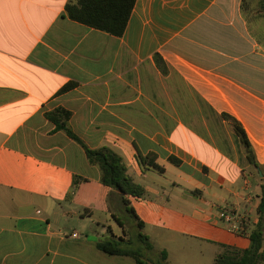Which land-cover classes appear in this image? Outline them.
<instances>
[{
	"label": "crops",
	"instance_id": "obj_1",
	"mask_svg": "<svg viewBox=\"0 0 264 264\" xmlns=\"http://www.w3.org/2000/svg\"><path fill=\"white\" fill-rule=\"evenodd\" d=\"M69 1L0 0V264H137L97 247L124 236L114 214L127 209L83 145L48 118L60 106L89 147L116 150L144 185L131 206L169 264H210L200 258L208 249L216 264L223 244L248 247L264 175V43L255 32L264 34V0H137L121 36L70 18ZM223 113L241 122L259 166ZM151 152L163 170L140 162ZM76 176L95 184L74 192ZM80 188L84 212L74 205ZM96 211L91 229L69 228L74 214L94 222ZM160 237L178 244L159 247Z\"/></svg>",
	"mask_w": 264,
	"mask_h": 264
},
{
	"label": "trees",
	"instance_id": "obj_2",
	"mask_svg": "<svg viewBox=\"0 0 264 264\" xmlns=\"http://www.w3.org/2000/svg\"><path fill=\"white\" fill-rule=\"evenodd\" d=\"M137 0H70L66 5V11L70 18L87 24L91 27L109 32L113 35L121 36L124 34L131 17L132 11ZM264 7V2H263ZM159 60V55H156ZM77 82L66 84L62 92L73 89ZM48 118L56 123V129H63L69 136L78 141L86 150L87 158L90 163L98 165L101 170V182L110 187L112 192L119 196L121 203L131 214L136 224L135 237L125 238L117 237L111 234L109 238L97 242V247L110 254L129 255L135 258L137 264H169L167 261V251H155L154 242L145 232H143L144 222L131 206L129 196L144 197L147 190L144 185L136 182L128 172L127 164L123 156L109 146L98 148L89 147L85 141L69 126L71 111L60 106L47 112ZM225 118L232 121L233 127L240 140L248 151L250 161L257 167L258 162L248 138L247 132L241 122L234 116L223 113ZM140 162L143 165L149 164L153 167L163 170L164 168L156 162V154L151 152L147 155L140 153ZM169 159L181 165L182 160L171 155ZM264 172V165H262ZM80 180H86L85 177L76 176L74 186L76 187ZM260 202L256 208L258 221L250 226L249 238L250 245L246 248H238L223 244L224 250L215 257L216 264H264V175L262 177ZM116 215V222L126 233L125 225L128 222L129 215ZM247 227V225H246ZM249 227V226H248Z\"/></svg>",
	"mask_w": 264,
	"mask_h": 264
},
{
	"label": "rangeland",
	"instance_id": "obj_3",
	"mask_svg": "<svg viewBox=\"0 0 264 264\" xmlns=\"http://www.w3.org/2000/svg\"><path fill=\"white\" fill-rule=\"evenodd\" d=\"M264 21L262 20L261 21V23H263ZM255 26H257V22H255ZM255 32H256V35L263 41V43H264V34L262 33V28L261 29H259V28H255ZM97 168H100L98 165H97ZM89 174L91 173V172H88ZM90 175H92V176H94V173H91ZM84 184L85 183H83L82 184V182H80V183H78V185L77 186H82L83 188H88V187H90V186H93L95 183H92V184H89V185H86L85 187H84ZM77 186L75 187L74 186V192L76 191V188H77ZM98 186H96L94 189L96 190V191H98V189H96ZM83 188H80V190H79V193H77V195H75V202H77V203H75L74 205L76 206V208H77V210H79V211H82V212H84V208H83V206L81 205V203H80V200H81V198L84 196V190H83ZM78 192V191H77ZM92 199L93 200H98V195H96V194H94L93 196H92ZM129 216V219H128V222H127V224L125 225V230H126V233H125V238H131L132 237V235L135 237V234H136V228L137 227H135V226H132L133 225V217H132V215L131 214H128ZM90 217H92V215H89V216H86V215H81V214H74V221H72V222H69V228H72V227H74V229H77V231H79V232H82V231H85V230H87V229H91V227L92 226H95V225H97V222H98V220H99V213L96 211L94 214H93V218L95 219V221L94 222H90ZM81 218H85L86 219V222H87V224H85V225H81L80 223H79V220L81 219ZM223 222V221H222ZM223 225H225V226H227L228 227V225L227 224H223ZM179 240H181V243H185V245L186 246H190V247H193L194 249H198V248H200V246H209V243H206V242H200V241H198L197 240V238H194V237H189L188 239H186V238H178ZM162 244H164V245H173V246H175L176 244H178L177 242H171V241H168L167 239H164V238H158V246L159 247H161V245ZM173 246H172V251H173ZM263 246H264V243H263ZM172 254H173V259L175 260L176 259V257L174 256V255H178L177 253H175L174 251L172 252ZM197 255L198 254H189V258L190 259H195V257H197ZM217 255V254H216ZM182 257V256H181ZM214 256H213V253H212V251H210L209 249L208 250H205V253L204 254H201V256H200V258H201V260H203V261H205V262H207V263H212L213 262V258Z\"/></svg>",
	"mask_w": 264,
	"mask_h": 264
},
{
	"label": "built area",
	"instance_id": "obj_4",
	"mask_svg": "<svg viewBox=\"0 0 264 264\" xmlns=\"http://www.w3.org/2000/svg\"><path fill=\"white\" fill-rule=\"evenodd\" d=\"M219 218L230 223V228L239 233H244L246 225L244 220L238 219L234 212L222 210L219 213ZM77 235V234H76Z\"/></svg>",
	"mask_w": 264,
	"mask_h": 264
}]
</instances>
